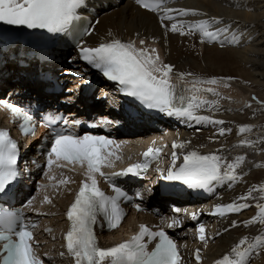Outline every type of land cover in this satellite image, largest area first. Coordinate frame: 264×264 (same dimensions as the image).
<instances>
[{"label": "snow or ice", "instance_id": "obj_1", "mask_svg": "<svg viewBox=\"0 0 264 264\" xmlns=\"http://www.w3.org/2000/svg\"><path fill=\"white\" fill-rule=\"evenodd\" d=\"M137 2L147 10H157L148 0H137ZM83 4L84 0H0V23L30 30H45L53 35L72 34L74 23L80 19L78 9ZM198 14L196 9L166 8L160 16V23L172 33L187 35L198 30L202 36L201 42H220L221 34L226 33L228 29L209 30L210 23H219V20H203L198 24L186 25L182 20L177 19V17ZM166 20L173 22L169 26L165 24ZM92 30L94 29H84L82 36L91 35ZM139 44L141 47H137L135 40L123 41L112 37L95 47L86 46L81 39L77 41L76 47L79 59L99 71L108 81L118 84L122 94L132 97L146 108L197 124H225L224 120L197 114L198 110L205 106H208L209 110H216L217 101L198 99L195 95L184 94V92L191 93L193 89H184V92L178 94V80L191 76V73H179L177 80L174 81L171 75L174 65L161 62L157 50L146 47L144 39H139ZM217 82L215 78L200 81V83L208 84ZM203 91L217 95L212 88ZM252 99L255 100L256 97ZM10 109L15 116L23 117L25 124L21 128L24 134L34 135L35 125L29 126L32 117L19 106L12 105ZM56 120L57 117L49 116L43 122V126L51 131L50 147L42 153L46 157L47 167L50 168L60 160L69 163L76 162L82 167L87 165L88 179L81 183L75 200L66 213L70 221V229L64 239L67 252L74 258L75 264H105L106 261L108 264H181L182 257L177 244L163 229L152 231L146 225H141L139 233L130 240L108 248L98 246L94 232L98 215L103 216L109 229H115L120 226L126 215L121 202L143 199L142 193L136 192L134 196L130 195L126 190L117 186L115 180L118 177L129 175L142 177L150 167L151 161L159 159V154L163 149L149 148L143 153L144 159L141 163L132 164L121 172L106 176L101 168L112 166L109 157L114 153L110 150V146L115 141L103 135H80L66 127L57 129L54 127ZM64 123L67 125L68 121L65 120ZM230 131V129L221 127L219 134L224 135ZM239 131L245 133L251 131V127L245 125L240 127ZM255 143L250 140L241 141V144L245 146L254 147ZM185 148V143H173L171 163L166 172L157 169L161 180L179 182L190 189H204L210 192L216 185L235 182L239 179L241 173L238 169L245 161L244 156L228 161L226 157L219 154L220 150L208 154H201L197 150L178 153V149ZM18 156L17 142L10 138L7 131L0 130V211H3V198L12 192L15 183L22 175L18 168ZM178 160L181 161L179 164H177ZM42 171L45 176L48 175L47 170L42 169ZM95 173H99L109 182L115 195H106L98 187ZM68 182L70 181H60L61 184ZM251 196L252 193L249 191L231 203L215 205L211 214L223 217L231 213H240L251 207L246 202ZM33 199L35 197H30L25 207L30 206ZM45 200L51 202L48 197H45ZM135 207L141 210L139 203ZM258 207V216L243 222L245 226L257 221L264 224V205H258ZM173 211L179 213L181 209L174 208ZM192 219H197L195 213L192 214ZM0 226L4 229L0 231V242H3V248L0 250V256H2L0 264H41L34 255L31 243L34 240L31 229L35 225L26 222L23 211L5 212L0 216ZM174 226H179L178 220L174 219L168 224L169 228ZM237 226L238 222L232 221L231 227ZM198 233L199 239L206 242L208 237L205 235L203 224L199 225ZM145 237H148L149 241H158L151 252L147 250ZM260 245H264V237L257 236L254 242H250L247 237L242 238L231 250L234 258L230 259L228 255H225L222 260L216 261V264H245L246 258L253 251H258ZM199 253L200 250L197 249L198 264L201 259Z\"/></svg>", "mask_w": 264, "mask_h": 264}, {"label": "bare ground", "instance_id": "obj_2", "mask_svg": "<svg viewBox=\"0 0 264 264\" xmlns=\"http://www.w3.org/2000/svg\"><path fill=\"white\" fill-rule=\"evenodd\" d=\"M177 4L179 6H177ZM195 8L201 15L208 17H219L229 15L230 18H238L243 21L242 25L249 29L236 41L234 46L225 48L216 47L214 44L205 45L201 50L195 47V32L181 35L172 33L161 26L160 13L155 15L143 9L136 8L128 0L117 7L109 6V11H103L98 15V19L87 37V41L95 43L101 40H109L112 37L120 39H132L139 43V39H144L148 48L152 43L157 44L163 54H159L161 62L174 65L173 72L191 73L194 76L220 75L230 80L232 87L237 88L236 95H232L231 103L226 106L227 100L224 96H217L212 101H217L216 110H209L200 115H209L213 119L224 120L225 124H211L205 127L201 124L199 128L192 129L187 144L192 150H197L201 154H208L219 151V154L226 157L228 161H234L238 156H244L245 161L238 172L241 173L238 182L226 183L223 187L227 193L220 200L221 203H231L238 197L246 195L251 191L252 196L246 202L251 207L240 213H231L225 219L219 216L216 227L212 228L210 236L216 237L213 244L206 251L209 257L221 256L226 252H231L242 238L247 237L249 241H255L257 236L264 237V224L258 221L245 226L243 222L257 217L259 214L258 205H264V0H184L181 3L171 4L166 8L181 9ZM157 15V16H156ZM218 15V16H217ZM186 25L200 23V18L177 17ZM173 21H165L171 25ZM139 33V37H137ZM111 34V36L109 35ZM252 34L248 41L247 36ZM201 47V46H200ZM199 75V76H200ZM241 82V83H240ZM243 82V84H242ZM13 85L17 82L11 83ZM26 85L29 93L38 94L35 87ZM247 97H243L244 93ZM246 95V94H245ZM256 97L255 100L252 98ZM74 111H85L76 97L69 99ZM250 105V107L248 106ZM226 106V108H225ZM69 110H67L69 112ZM226 110V115L224 112ZM248 125L251 131L241 133L240 127ZM223 127L230 129L224 135L219 134V129ZM242 140L254 141L255 146H245ZM247 174L242 177V174ZM134 216V215H131ZM136 217L138 216L135 215ZM139 215L137 218H143ZM59 218V217H58ZM122 229L111 232L117 238L120 231L131 223L130 218H125ZM232 221H237V227H231ZM205 226V224H203ZM198 228L194 231L198 233ZM225 229H228L225 231ZM220 233V235H217ZM188 249V238H184ZM250 257V264H264V245H260L258 251H254ZM195 252H186L184 256L190 258L195 256ZM189 256V257H188ZM208 257V258H209ZM53 264H63V259L53 252L51 258Z\"/></svg>", "mask_w": 264, "mask_h": 264}, {"label": "rangeland", "instance_id": "obj_3", "mask_svg": "<svg viewBox=\"0 0 264 264\" xmlns=\"http://www.w3.org/2000/svg\"><path fill=\"white\" fill-rule=\"evenodd\" d=\"M227 15V14H226ZM225 15V16H226ZM229 16V15H228ZM248 31H249V29H247ZM197 46H199L198 47V50H201L202 49V47H203V43L201 42H197V44H196V48H197ZM201 46V47H200ZM146 47H148V45L146 44ZM151 48H155L156 50H157V52H158V54H162V52H161V49H159V47L157 46V44H154V43H152V45H151ZM162 56H163V54H162ZM241 83V82H240ZM242 84H243V82H242ZM247 94V93H246ZM216 227V226H215Z\"/></svg>", "mask_w": 264, "mask_h": 264}]
</instances>
